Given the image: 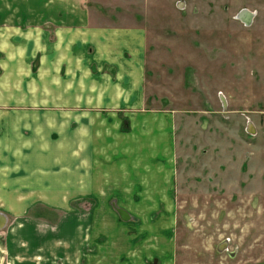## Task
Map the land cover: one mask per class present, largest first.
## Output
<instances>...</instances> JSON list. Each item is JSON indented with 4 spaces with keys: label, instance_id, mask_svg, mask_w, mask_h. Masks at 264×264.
I'll use <instances>...</instances> for the list:
<instances>
[{
    "label": "rangeland",
    "instance_id": "374dc122",
    "mask_svg": "<svg viewBox=\"0 0 264 264\" xmlns=\"http://www.w3.org/2000/svg\"><path fill=\"white\" fill-rule=\"evenodd\" d=\"M96 1L144 30V63L121 112H93V143L67 146L96 189L65 211L97 217L104 264H264V0Z\"/></svg>",
    "mask_w": 264,
    "mask_h": 264
},
{
    "label": "crops",
    "instance_id": "0c3cea01",
    "mask_svg": "<svg viewBox=\"0 0 264 264\" xmlns=\"http://www.w3.org/2000/svg\"><path fill=\"white\" fill-rule=\"evenodd\" d=\"M96 3L0 0V264L105 263L97 217L65 211L66 193L96 189L82 158L66 169L67 146L97 138L93 112H121L141 78L146 34L115 24ZM93 97L100 103H80ZM38 203L64 213L42 224L26 215Z\"/></svg>",
    "mask_w": 264,
    "mask_h": 264
},
{
    "label": "water",
    "instance_id": "95a60500",
    "mask_svg": "<svg viewBox=\"0 0 264 264\" xmlns=\"http://www.w3.org/2000/svg\"><path fill=\"white\" fill-rule=\"evenodd\" d=\"M254 14L250 12L249 10H243L240 14V18L246 21V23H250L253 19ZM122 213L123 211L120 210ZM124 213V212H123ZM7 218L4 214L0 212V229L3 228L6 224Z\"/></svg>",
    "mask_w": 264,
    "mask_h": 264
},
{
    "label": "bare ground",
    "instance_id": "6f19581e",
    "mask_svg": "<svg viewBox=\"0 0 264 264\" xmlns=\"http://www.w3.org/2000/svg\"><path fill=\"white\" fill-rule=\"evenodd\" d=\"M245 22V21H244Z\"/></svg>",
    "mask_w": 264,
    "mask_h": 264
},
{
    "label": "flooded vegetation",
    "instance_id": "af4514ba",
    "mask_svg": "<svg viewBox=\"0 0 264 264\" xmlns=\"http://www.w3.org/2000/svg\"><path fill=\"white\" fill-rule=\"evenodd\" d=\"M254 17V16H253Z\"/></svg>",
    "mask_w": 264,
    "mask_h": 264
}]
</instances>
